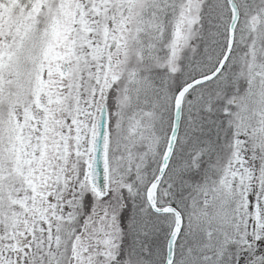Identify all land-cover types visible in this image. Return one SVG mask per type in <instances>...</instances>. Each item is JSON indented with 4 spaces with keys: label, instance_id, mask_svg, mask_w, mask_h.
I'll list each match as a JSON object with an SVG mask.
<instances>
[{
    "label": "rangeland",
    "instance_id": "obj_1",
    "mask_svg": "<svg viewBox=\"0 0 264 264\" xmlns=\"http://www.w3.org/2000/svg\"><path fill=\"white\" fill-rule=\"evenodd\" d=\"M8 1L0 0V264H111L126 185L120 142L145 141L139 172L154 160V177L163 156L162 104L167 100L173 111L183 81L174 72L162 82L159 72L162 0H34L26 14L7 22ZM235 1L241 9L225 64L190 89L210 90L206 119L214 130L198 192L189 200L178 181L183 154L153 190L159 205L177 193L185 236L203 224L202 250L185 249L195 264H264V0L259 9ZM202 3L182 0L169 43L173 65L186 47L192 60L198 57ZM225 11L219 57L232 18L228 3ZM135 91L148 108L143 121L132 115ZM102 103L108 192L99 196L88 172ZM193 109L183 101L179 142L190 134ZM183 114L189 122L181 129ZM130 247L128 241L126 254ZM126 264L153 262L134 256Z\"/></svg>",
    "mask_w": 264,
    "mask_h": 264
},
{
    "label": "trees",
    "instance_id": "obj_2",
    "mask_svg": "<svg viewBox=\"0 0 264 264\" xmlns=\"http://www.w3.org/2000/svg\"><path fill=\"white\" fill-rule=\"evenodd\" d=\"M33 2L34 0L8 1L10 7L7 8L8 11L2 18H5L7 22L15 20L19 15L26 14L31 8ZM181 3L182 0H162L163 24L162 43H160L162 45V70H159V72L162 71V82H166L173 78V73L175 72V75L177 74V76L183 80L182 83L179 84V87L197 76L210 72L217 65L221 57H219V54L223 47L224 33L226 32L228 18L230 17V12L228 13L225 11V6H227L226 0H203V8L200 12L199 18V34L195 40L198 57L197 59L192 60V49L186 47L182 50L181 56L173 65L169 43L174 34L173 25L179 20L181 9L179 7ZM236 3L240 12L241 8L239 7L238 2ZM247 3L248 5L253 4L251 8L256 9H259L263 5L261 0H246V4ZM217 58V62L214 63V60ZM155 78H158L157 73L155 74ZM179 87L177 86V90ZM190 89L185 93L183 98L184 106L186 108L188 107V104H193L194 106L188 131L190 134L182 142H179V138H176L167 165V169L173 170L172 166L175 159L182 154L184 155V163L182 162V175L180 176L178 173L180 176L178 181L183 183L182 191H184V195H186L189 200L192 198V195H196L198 192L196 181L201 176L202 168L200 166L204 165V170L207 167L208 157L211 152L210 140L214 136L211 122L206 119V114L208 113L207 103L209 102L207 99L210 95V90L194 94L190 92ZM187 101L188 104L186 103ZM166 102L167 100H164V103L162 104V127L160 130V133H162V154L166 148L173 117L172 107H170L169 103L166 104ZM130 103L134 109L132 115L139 117V121L145 120L144 113L148 108L146 105H143L144 96H142L140 92L135 91L132 93ZM185 103L187 105H185ZM188 114H190L189 109ZM187 115L183 114L184 119H182V121L185 122L182 123L181 129L185 127V123L188 124L189 122ZM224 115L225 113L222 112V116ZM152 126L155 127L156 122L152 121ZM120 143H122V145H120L121 147L119 148L118 153L119 170L125 174L124 180L126 185L122 187L121 200L124 201V204L119 216L121 238L111 264H126L134 256H137L144 262L149 260L150 262H153V264H157L158 258L162 256L163 264L166 255L167 238L170 232V212L156 213L152 211L146 198V187L153 178L152 172L155 161L148 162L147 160L140 173L138 166L140 156L143 152L145 153L144 149L147 150L148 148L145 141H140V143L133 142V146L131 145L130 147H128L125 139ZM178 181L175 178L173 179L176 190L179 186ZM170 197L171 199H162V205L167 203L173 204L180 210L183 217L185 212H183L176 199L177 193L175 196ZM196 205L199 206V204ZM196 208H194V213L192 214L193 220L195 218ZM202 225L203 224L199 223L197 226L196 224V231L193 232L194 235L191 236H185L184 229L179 232L178 238L174 244V254L171 264L196 263V260L191 259L189 254L185 253V249H187V246L190 247V253L193 254L202 250L201 239H203L205 233ZM128 241L130 242L131 247L129 248V254H126L124 249L127 248Z\"/></svg>",
    "mask_w": 264,
    "mask_h": 264
},
{
    "label": "water",
    "instance_id": "obj_3",
    "mask_svg": "<svg viewBox=\"0 0 264 264\" xmlns=\"http://www.w3.org/2000/svg\"><path fill=\"white\" fill-rule=\"evenodd\" d=\"M229 7L232 10V18L228 28V40L226 48L218 61L217 65L210 72L197 76L186 83L176 91L174 102H173V117L172 126L169 134V138L166 144L165 151L163 153L159 168L149 182L146 188V198L152 211L156 213L170 212L174 215V224L169 232L166 244V255L163 264H170L174 254V244L178 237V234L182 227V213L180 210L171 203L159 205L154 196L153 190L156 185L162 179L168 161L173 151V147L177 138L178 130L181 121L182 103L185 93L194 85L210 80L213 78L222 68L228 55L230 54L233 40L235 25L239 16L238 5L235 0H226ZM96 129L94 138L92 140V154L89 164V181L95 192L99 196L106 195L108 192V173H107V161H106V145H107V109L104 103L101 104L97 118H96Z\"/></svg>",
    "mask_w": 264,
    "mask_h": 264
}]
</instances>
